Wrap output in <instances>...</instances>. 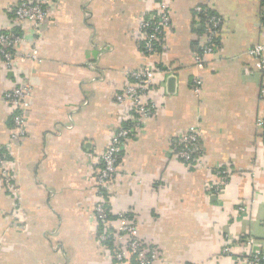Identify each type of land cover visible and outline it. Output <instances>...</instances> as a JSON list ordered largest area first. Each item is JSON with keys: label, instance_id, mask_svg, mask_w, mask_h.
Returning <instances> with one entry per match:
<instances>
[{"label": "crops", "instance_id": "1", "mask_svg": "<svg viewBox=\"0 0 264 264\" xmlns=\"http://www.w3.org/2000/svg\"><path fill=\"white\" fill-rule=\"evenodd\" d=\"M19 1L0 0V32L23 31L15 52L26 58L34 34L30 22H13ZM161 1L50 0L38 59L19 62L17 73L0 58V153L16 189H7L0 174V264H110L94 213L96 175L131 110L117 96L147 65L157 69L149 99L158 106L127 141L108 189L112 212L134 216L141 237L160 250L156 264H236L248 236L264 252V139L257 124L264 118V68L248 54L264 44L261 0H168L171 25L159 54L148 57L139 25ZM198 5L223 22L204 68L194 58L203 39ZM195 78L202 81L199 95ZM20 85L30 87L27 131L13 140L4 96ZM193 129L203 166L197 156L189 166L176 156V139ZM224 167L234 174L209 196ZM238 205L246 207L243 218ZM226 246L231 253H223Z\"/></svg>", "mask_w": 264, "mask_h": 264}, {"label": "built area", "instance_id": "2", "mask_svg": "<svg viewBox=\"0 0 264 264\" xmlns=\"http://www.w3.org/2000/svg\"><path fill=\"white\" fill-rule=\"evenodd\" d=\"M49 1L21 0L13 7L11 11L13 22L17 25L30 22L34 40L32 52L29 57L25 58V56H18L15 52V49L25 41L23 31L9 29L0 32V58L6 70L18 73L16 64L28 59L34 61L38 59L42 26L49 15L47 9ZM194 13L202 21L203 37L194 53V58L197 66L204 68L205 59L215 53L217 37L223 22L219 16L201 5L195 7ZM171 22V9L168 0H162L156 12L149 14L141 21L139 36L144 55L152 57L159 54L162 48L161 37L170 27ZM262 24L264 26V11L262 12ZM248 54L256 61L257 70H262L264 68V44L253 46ZM19 74L16 75L17 79L20 77ZM156 76L157 69L152 65H147L130 75L131 81L117 96V102L120 104L127 100L130 101V113L127 115L124 124L113 134L109 146L100 156V169L96 175L94 213L100 225L99 241L109 252L110 264H156L160 261V250L157 244L141 237L134 216L128 212L114 214L108 201L109 185L119 174L118 164L128 139L134 135L137 128L152 118L157 110V103L149 99L151 90L157 84ZM201 87L202 81L195 78L193 80L195 94L199 95ZM29 95L30 87L28 85L16 86L5 93L4 100L13 110V140H18L26 135V109ZM257 124L264 139V118L259 119ZM176 140V156L181 162L189 166L197 156L196 162L201 166L204 165V156L199 150V135L196 130L193 129ZM6 162L7 157L0 153V174L3 178V184L7 189L14 192L16 190L15 183L10 167L5 166ZM233 174L234 170L230 167L218 169L216 176L219 178V182L212 185L209 196H218L222 187L229 182ZM236 214L243 218L247 215L246 207L238 205ZM241 246H243L244 252L243 254L240 253V258L237 259L236 264H264V252L252 236L244 238ZM223 253H231L228 246Z\"/></svg>", "mask_w": 264, "mask_h": 264}, {"label": "trees", "instance_id": "3", "mask_svg": "<svg viewBox=\"0 0 264 264\" xmlns=\"http://www.w3.org/2000/svg\"><path fill=\"white\" fill-rule=\"evenodd\" d=\"M264 11V0L261 1V13Z\"/></svg>", "mask_w": 264, "mask_h": 264}, {"label": "water", "instance_id": "4", "mask_svg": "<svg viewBox=\"0 0 264 264\" xmlns=\"http://www.w3.org/2000/svg\"><path fill=\"white\" fill-rule=\"evenodd\" d=\"M170 80H171L172 82H174V81H175V78L172 77Z\"/></svg>", "mask_w": 264, "mask_h": 264}]
</instances>
